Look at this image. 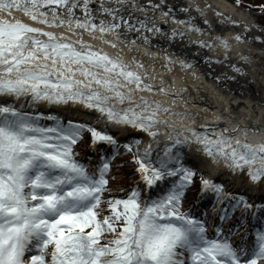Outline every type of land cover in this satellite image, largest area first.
<instances>
[{"label": "snow or ice", "instance_id": "6c2138e0", "mask_svg": "<svg viewBox=\"0 0 264 264\" xmlns=\"http://www.w3.org/2000/svg\"><path fill=\"white\" fill-rule=\"evenodd\" d=\"M246 42L264 65V2L0 0V264H264V121L194 113L171 79L202 60L223 91L251 75Z\"/></svg>", "mask_w": 264, "mask_h": 264}, {"label": "bare ground", "instance_id": "6f19581e", "mask_svg": "<svg viewBox=\"0 0 264 264\" xmlns=\"http://www.w3.org/2000/svg\"><path fill=\"white\" fill-rule=\"evenodd\" d=\"M185 4H200L201 7L203 6V0H182ZM213 3H221V0H210ZM224 3H231L228 0H223ZM20 16V13H17ZM209 19L211 21L212 17L209 14ZM55 31H62V29H56ZM193 39L197 38L196 34H191ZM243 48H251L253 51V60L256 61L250 69L251 75L247 77H239L237 76V81L235 83H229L224 85L223 88L225 90H221L220 87H217L213 81L205 75V67L203 65V61L201 60L199 63L194 64L193 71L197 73L199 79L191 76L190 73H186L185 71L181 70L178 65L174 68L171 79L175 80L178 86L187 87L189 84L192 85L191 89L187 93V99L190 103L183 105L184 107L191 108L194 113L196 111L199 112H213L216 113L217 116L221 114L220 105L223 103L224 107L227 108L228 112L235 115L233 111V106L238 105L239 111L244 115H250L251 119L260 122L264 121V81L261 80V74L264 73V65H258L257 59H255V54H260V46L256 43L246 42L244 45L237 46V51H240ZM149 51L156 52L157 49H149ZM171 52H177L176 48L169 49ZM189 51L195 55L196 49L190 48ZM180 59H186L187 56L182 53H177ZM161 59L159 65H155L154 69L157 74L168 75L166 69L162 67L164 61L162 59V53H160ZM235 60V57H233ZM212 70L217 74L220 72H228L229 75H233L230 70L226 67L221 66H213ZM209 89L214 90L215 94ZM207 93V95H205ZM211 102L215 105V107H209L208 102ZM42 107V106H38ZM64 111V110H61ZM229 118L226 116H221V121L228 120ZM244 123L248 121L244 119L243 116L240 117ZM207 122H218L215 121V117L208 115L205 117ZM197 122H200V118L197 117ZM102 123V122H101ZM231 123H235V121H231ZM159 139L163 140V137ZM147 143V141L145 140ZM164 146L163 144L159 145L158 150ZM155 147V146H154ZM157 150V149H156ZM211 175L210 178L212 179H219L220 181L224 182L227 178L231 177L227 171H224L223 175L215 169L213 166L210 169ZM243 181L239 179L238 187L242 188ZM232 190H238V188L232 187ZM258 194V193H257Z\"/></svg>", "mask_w": 264, "mask_h": 264}, {"label": "rangeland", "instance_id": "374dc122", "mask_svg": "<svg viewBox=\"0 0 264 264\" xmlns=\"http://www.w3.org/2000/svg\"><path fill=\"white\" fill-rule=\"evenodd\" d=\"M249 2H253L254 1H257V0H247ZM262 1V0H261ZM256 3V2H255ZM252 15L256 17V19H259V15L257 12L253 11L252 12ZM255 59H257L258 61V65H262L261 64V55L259 54H255ZM261 76V80L264 81V73L260 75ZM146 143V142H145ZM163 148V146L160 148V150ZM158 150V149H157ZM85 155H90L91 158H92V162L95 163V160H96V157L94 155H92L91 153H86V152H81V158H83ZM124 159H127V157H124V156H121V157H118L117 158V161L115 163L117 164H120ZM87 162V161H85ZM90 167H91V164H90ZM132 168V166L130 164H125L123 165L122 168H119L118 169V175L116 176V180L115 182H113L112 184V187H113V194L115 195H118L120 194L119 192H116L115 189H116V186L119 185L120 187H124L125 189H127V186L129 184H131V180H129L128 178V175H127V172L128 170ZM130 173V172H128ZM207 174V173H206ZM226 185L227 186H230V183L235 185V186H238V182H239V178H236L235 180H233L231 177H229V180L225 181ZM237 236V234H235Z\"/></svg>", "mask_w": 264, "mask_h": 264}, {"label": "trees", "instance_id": "16d2710c", "mask_svg": "<svg viewBox=\"0 0 264 264\" xmlns=\"http://www.w3.org/2000/svg\"><path fill=\"white\" fill-rule=\"evenodd\" d=\"M245 2H247V3H251V2H249V1H247V0H245ZM256 2V3H255ZM262 2H264V0H257V1H254V3L253 4H259V3H262ZM260 19H261V17H260ZM128 172H130L128 175L130 176L131 175V168L129 169V171Z\"/></svg>", "mask_w": 264, "mask_h": 264}]
</instances>
